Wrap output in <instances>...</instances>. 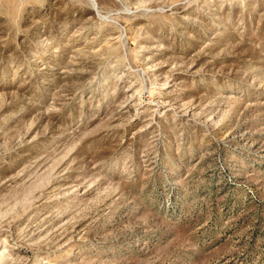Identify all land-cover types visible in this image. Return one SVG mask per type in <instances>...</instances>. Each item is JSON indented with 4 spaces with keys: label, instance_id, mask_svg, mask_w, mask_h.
Masks as SVG:
<instances>
[{
    "label": "rangeland",
    "instance_id": "374dc122",
    "mask_svg": "<svg viewBox=\"0 0 264 264\" xmlns=\"http://www.w3.org/2000/svg\"><path fill=\"white\" fill-rule=\"evenodd\" d=\"M0 264H264V0H0Z\"/></svg>",
    "mask_w": 264,
    "mask_h": 264
}]
</instances>
